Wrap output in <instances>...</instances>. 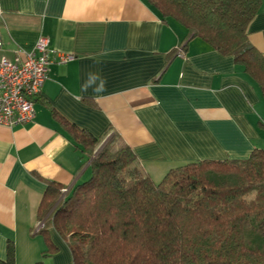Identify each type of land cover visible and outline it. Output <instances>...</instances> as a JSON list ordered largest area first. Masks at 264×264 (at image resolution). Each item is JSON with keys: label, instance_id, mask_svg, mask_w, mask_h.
I'll return each mask as SVG.
<instances>
[{"label": "crops", "instance_id": "obj_1", "mask_svg": "<svg viewBox=\"0 0 264 264\" xmlns=\"http://www.w3.org/2000/svg\"><path fill=\"white\" fill-rule=\"evenodd\" d=\"M41 36L73 58L50 65L31 121L0 125V259L11 243L15 264L39 260L37 209L47 184L66 191L89 171L61 121L106 141L118 134L155 182L189 162L264 148L257 81L148 0H0V56L31 51ZM247 38L264 56V0ZM48 232L57 250L44 262L73 264L67 244Z\"/></svg>", "mask_w": 264, "mask_h": 264}, {"label": "trees", "instance_id": "obj_2", "mask_svg": "<svg viewBox=\"0 0 264 264\" xmlns=\"http://www.w3.org/2000/svg\"><path fill=\"white\" fill-rule=\"evenodd\" d=\"M148 1L163 20L243 64L264 96V56L247 38L260 0ZM61 125L89 161V175L56 206L65 186L47 184L36 231L45 248L32 264H46L57 250L50 227L73 264H264V148L242 159L189 162L155 182L118 134L95 151L101 137L66 120ZM0 264H15L11 243Z\"/></svg>", "mask_w": 264, "mask_h": 264}, {"label": "built area", "instance_id": "obj_3", "mask_svg": "<svg viewBox=\"0 0 264 264\" xmlns=\"http://www.w3.org/2000/svg\"><path fill=\"white\" fill-rule=\"evenodd\" d=\"M72 58L70 54H57L42 36L31 51L16 50L13 59L0 56V125L12 127L31 121L50 65Z\"/></svg>", "mask_w": 264, "mask_h": 264}, {"label": "rangeland", "instance_id": "obj_4", "mask_svg": "<svg viewBox=\"0 0 264 264\" xmlns=\"http://www.w3.org/2000/svg\"><path fill=\"white\" fill-rule=\"evenodd\" d=\"M105 139H106V138H105ZM105 139L101 141L100 145L97 147V151L99 150V148H101V147L105 144V141H106ZM117 143H118V142H117ZM95 151H96V150H95ZM88 175H89V171H85L84 174L82 175L81 180L84 179V178H86V177H88ZM65 192H66V191H63V192L60 194V196H59V198L57 199V201L55 202L54 206H56V204H57V203H58V202L64 197ZM54 206H53V207H54ZM53 207H52V209H53ZM52 209H51V210H52ZM51 210L48 212V214L51 212ZM48 214H47V215H48ZM42 222H43V221H39V223L37 224L38 228L42 225Z\"/></svg>", "mask_w": 264, "mask_h": 264}, {"label": "water", "instance_id": "obj_5", "mask_svg": "<svg viewBox=\"0 0 264 264\" xmlns=\"http://www.w3.org/2000/svg\"><path fill=\"white\" fill-rule=\"evenodd\" d=\"M97 151V150H96ZM96 153V152H95Z\"/></svg>", "mask_w": 264, "mask_h": 264}]
</instances>
